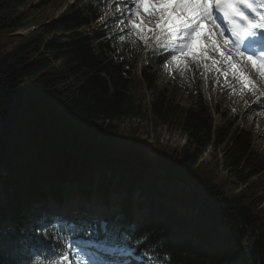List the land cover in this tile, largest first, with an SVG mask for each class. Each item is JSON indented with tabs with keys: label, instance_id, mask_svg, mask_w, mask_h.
Instances as JSON below:
<instances>
[{
	"label": "trees",
	"instance_id": "trees-1",
	"mask_svg": "<svg viewBox=\"0 0 264 264\" xmlns=\"http://www.w3.org/2000/svg\"><path fill=\"white\" fill-rule=\"evenodd\" d=\"M53 1L0 0V264H50L61 250L57 245L71 235L61 228L30 237L31 218L44 213L36 202L62 200L59 179L101 170L108 177L103 195L134 186L147 190L150 181L151 196L180 202L187 214L167 207L130 225L122 223L128 213L119 214L108 219L104 233L92 234L94 241L135 249L151 264H264V152L253 149L252 131L227 114L213 128L203 91L193 106L183 107L145 66L140 78L135 66L126 69L139 45L93 28L98 0H79L42 20L57 5ZM29 24L38 28L14 36ZM142 84L151 96L147 110L132 95ZM146 112L155 126L178 130L183 146L156 141L150 148L135 132L119 130ZM208 149L221 150L232 180L219 177L220 160L201 163ZM170 182L186 190L169 193Z\"/></svg>",
	"mask_w": 264,
	"mask_h": 264
},
{
	"label": "rangeland",
	"instance_id": "rangeland-1",
	"mask_svg": "<svg viewBox=\"0 0 264 264\" xmlns=\"http://www.w3.org/2000/svg\"><path fill=\"white\" fill-rule=\"evenodd\" d=\"M57 1L58 2H52L57 4L54 8L44 11L42 20H46L48 17H52V20L57 18L74 2L79 0ZM98 2H101V6L98 7L100 20L98 21V25L94 26L93 28L99 27L101 29L102 24L105 27V30H108L110 36L117 39L118 42L121 40L120 37L123 36L124 39L121 41H129L132 44H136L137 42V45H139L136 48V53L134 54L135 56L133 57L132 63L130 62L129 67H126V69L130 70L132 65L135 66V74L140 78L139 73L145 66L146 72L153 75L162 88L168 90L174 100L183 107L193 106L196 95L200 91H204V95L206 96L208 104L211 107L210 117L212 118L214 124L216 126H220L225 119L223 114H227L235 121L236 126L241 129L252 131L254 137L253 149L260 153L264 152V78L260 74V76L255 79L253 76H249L247 71L240 66H245L246 61L244 58L241 59L238 58V56H233L231 63H235L237 66L236 70H233L230 64L223 62V58L220 57L219 53L211 47V38L209 37H204V43L206 47L202 49L201 54H198L196 57L186 55V47L182 50L174 49L171 46L165 48L162 44H157L156 40L157 35H161L162 37L166 38V33H162L160 30L155 28L156 23H158V17H149L148 15L141 12V18L143 19L146 27L151 28L153 31L140 33L138 30L132 28V23H139L140 21L133 17L131 18L130 22V18L127 15V10L125 8V5H127V9L134 7V5L131 4V0H98ZM121 20L123 23L120 22ZM104 23L106 24L104 25ZM28 27H30L28 29L29 32L38 28L37 26L34 27L32 24H29ZM216 38L220 44H223V41L220 39V37ZM12 46V44L6 46L7 52L12 50ZM224 49L223 50L228 55L233 53L232 51H229V49ZM162 54H164L162 57L165 59L164 63L168 62V67H163L158 62L157 58ZM204 54H206L209 58L204 59ZM173 56L179 58V64H177L176 60L172 59ZM240 74L248 77L250 83L247 87H245L244 83L241 81ZM132 95H134L136 102H142L145 105L146 110L149 108L151 96L150 91L145 87V84H142L140 88H135L134 94ZM216 108L218 110L217 112ZM155 123L156 122L152 119L151 115L146 112V116L143 120H140L137 117L130 118L123 123H120L118 128L123 132L124 135L135 132L137 139H142L149 144H154L156 141H158L163 145L167 144L179 149L183 146L184 137H182L178 130H169L165 126H155ZM134 128H136V131H132ZM202 159H204V162L207 163H216L220 160L221 163H219L217 168L219 171V177L232 180L229 176H227L228 170L222 168L223 161L221 150L214 152L211 149H208L204 154H202ZM102 178L103 177H101V179ZM105 179L108 180V177ZM98 186L101 187V192L98 191V187L96 191L92 193V196L88 201L85 202L82 193H79V198H77L76 202L74 203L75 206L70 208L69 205H65L67 213H76L78 212V209L81 210L80 212L83 211V213H85L86 210L89 209L91 214H93L95 211L90 208L94 204H97L103 196L101 184ZM157 186L159 193H163L165 191V188L162 185V180H159ZM149 187L150 181L146 183L147 190ZM228 187L230 188L231 185ZM183 189L186 190L183 185L177 182H170L168 185L169 193L170 190L182 192ZM241 190L242 187H239L238 192ZM155 195H157V193H155ZM112 198L122 201L124 196H114ZM150 198L151 196L144 195L137 199L134 195L133 201L131 203L125 200L123 201V205L119 204L120 206L115 208H118L117 210L119 211H130L133 214L132 218L137 219L142 217V213L140 211H136L135 209L137 204L141 205V211L150 210L152 213H156L155 211L160 209V205L158 204L152 209V207L149 205ZM155 200L158 201L159 198L155 197ZM162 200L163 204L166 206H171L174 204L171 203L169 205V200ZM142 202L143 204H139ZM173 202L176 203L177 201ZM164 205H162V207ZM49 206L52 207L53 205L50 203ZM171 207L175 208V205ZM262 207H264V205H262ZM184 210L185 208H183L181 212V210H179L177 207L179 214H183ZM102 211L106 210H96L97 213H103ZM27 212L32 213V209L29 208ZM38 222L39 220L32 217L31 225H29L27 229L31 231L34 223ZM38 224L40 225V223ZM100 227L101 230L104 231L106 227L105 223H101ZM32 233L35 232H29L30 235ZM82 244H85V247L90 246L89 243ZM93 246L95 247V245ZM98 250L101 253H105L103 250ZM84 251L89 252V250ZM111 254L122 255V252Z\"/></svg>",
	"mask_w": 264,
	"mask_h": 264
},
{
	"label": "snow or ice",
	"instance_id": "snow-or-ice-1",
	"mask_svg": "<svg viewBox=\"0 0 264 264\" xmlns=\"http://www.w3.org/2000/svg\"><path fill=\"white\" fill-rule=\"evenodd\" d=\"M131 4L134 5L131 9H127L125 5L127 15L130 22L133 17L140 21L132 23V28L140 33L153 31L146 27L141 12L149 17H158L155 28L166 33V38L157 35V44H162L165 48L171 46L177 50L186 47L185 54L196 57L206 47L204 37H209L211 47L233 70L237 68L235 63H231L235 55L250 62L252 68L264 76V50L259 53V63L253 55L245 56L244 51H239L241 46L247 50L254 45L264 44V0H131ZM221 20L227 25L226 28L221 24ZM120 22L123 23L122 20ZM225 33H231L235 37L231 42L237 51L231 55L223 50L230 43ZM216 37L223 38V44H220ZM120 39L123 40L124 37L121 36ZM208 58L204 54V59ZM172 59L176 60L177 64L180 63L178 57L173 56ZM240 79L245 87L250 83L248 77L243 74H240ZM81 244V241L64 237L63 243L57 245L61 250L53 253L54 259L50 264H98L95 255L85 252Z\"/></svg>",
	"mask_w": 264,
	"mask_h": 264
},
{
	"label": "bare ground",
	"instance_id": "bare-ground-1",
	"mask_svg": "<svg viewBox=\"0 0 264 264\" xmlns=\"http://www.w3.org/2000/svg\"><path fill=\"white\" fill-rule=\"evenodd\" d=\"M225 48L228 49L227 46H226ZM224 50H225V49H224ZM238 58L243 59V57H238ZM245 61H246V60H245ZM245 63H246L245 66H242V65H240V66L243 67L244 70L247 71V73H248L249 76H253L254 79L260 76V75H259V74H260L259 71H258L257 69H253L252 66H251V64H250V62L246 61ZM243 65H244V64H243ZM253 78H252V79H253ZM263 78H264V76H263ZM260 83H261V81H260ZM261 84H262V83H261ZM94 213H97V212L95 211ZM73 217H74L75 219L78 218L77 216H73ZM100 251H101V249H100ZM105 253H106V252H105Z\"/></svg>",
	"mask_w": 264,
	"mask_h": 264
}]
</instances>
